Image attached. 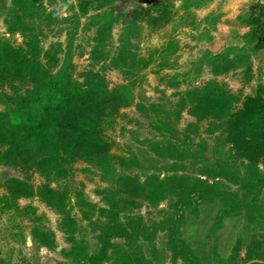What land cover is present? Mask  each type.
Segmentation results:
<instances>
[{"label":"rangeland","instance_id":"rangeland-1","mask_svg":"<svg viewBox=\"0 0 264 264\" xmlns=\"http://www.w3.org/2000/svg\"><path fill=\"white\" fill-rule=\"evenodd\" d=\"M253 15L264 23V0H0V62L20 61L8 47L22 50L36 61L13 70L40 74L43 66L60 94L80 91L74 106L93 104L111 156L108 166L90 161L91 152L70 154L68 175L47 178L36 162L48 145L13 131L2 114L9 95L33 83L0 81V264L263 263L246 261V253L252 245L264 256V184L239 189L175 160L185 147L217 157L220 131L210 133L211 118L181 105L190 91L216 81L241 107L264 85V39L255 52L258 39L246 24ZM207 52L223 57L209 65ZM175 171L239 193L179 208L173 196L152 202L117 182L118 174L144 181ZM52 197L56 206L46 201ZM119 223H143L149 234H110Z\"/></svg>","mask_w":264,"mask_h":264},{"label":"trees","instance_id":"trees-1","mask_svg":"<svg viewBox=\"0 0 264 264\" xmlns=\"http://www.w3.org/2000/svg\"><path fill=\"white\" fill-rule=\"evenodd\" d=\"M261 20V17L253 15L246 21V24L251 27L249 35L258 39L254 47L255 52L263 46L264 37L261 33L257 34L261 32L259 26L264 24ZM8 48L11 53L19 55L20 61L17 63L1 61L0 81L6 82L9 75H12V79L21 76L19 81L29 80L33 84L25 85L23 92L17 91L9 95V101H6L8 110L2 114L6 115L5 122L14 127L13 131L21 130L24 136L43 141L48 145L49 152L36 162L43 170L48 168V171L44 173L47 178L66 177L69 173L66 166L69 162L68 156L76 152H91L94 158L90 161L106 163L110 166L111 156L106 149L104 138L100 135L101 119L92 116L89 112L93 104L85 99L80 107L74 106L82 100L81 92L75 90L66 94L62 91L60 94L56 88L48 84L47 78L50 71L46 67L42 66L40 74L36 73L32 67H28L30 71L25 74L22 73L24 69L13 70V66H19L25 62L32 63L36 61V57L28 56L22 50L13 47ZM205 57L209 59L208 64L213 65L214 61L223 55L207 52ZM247 68H250L249 64ZM43 85H45L44 88H42ZM237 102L238 97L216 81H210L203 87H196L190 91L189 95L181 100V105L191 103L188 112L197 116L198 119L211 118L207 130L210 133L215 130L220 131L214 139L217 157L212 161L202 149L193 151L190 147H185V152L177 155L175 160L177 163L189 162L200 174L208 173L209 177L222 175L228 178L230 183L237 184L239 189L252 188L264 184V85L260 86L254 95L244 97L241 107H237ZM47 106H51L52 110L47 111ZM66 109L72 110V113L65 111ZM180 111L181 109L177 110L175 115L178 116ZM44 114H48V120L44 118ZM173 145L176 146L175 149H178L184 144L175 142ZM83 147H89V149H83ZM117 176V182L132 187L144 199L156 202L173 196L179 208L182 205L188 206L187 204L192 202L197 204L205 200L213 201L216 196L235 199L239 193L231 189L221 191L219 180L211 183L209 179L187 172L180 174L175 171L166 173L164 176L153 174L144 181L128 175L118 174ZM46 201L49 205L56 206L53 197ZM146 230V225L143 223H139L138 226L130 223V227L119 223L110 227V234L129 236L143 232L148 235ZM101 240L104 242L102 252L106 255L108 240L104 241L105 237ZM174 245L179 247L180 239H177ZM189 254L195 256L193 252ZM255 258L264 260L263 255L262 258L255 256L252 245H249L246 261ZM90 259L93 260L94 257ZM254 264H264V262Z\"/></svg>","mask_w":264,"mask_h":264}]
</instances>
